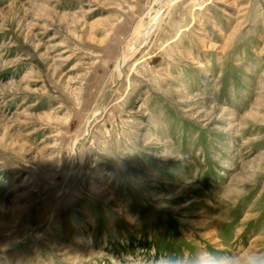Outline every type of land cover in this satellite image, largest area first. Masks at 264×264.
Wrapping results in <instances>:
<instances>
[{
  "label": "rangeland",
  "instance_id": "374dc122",
  "mask_svg": "<svg viewBox=\"0 0 264 264\" xmlns=\"http://www.w3.org/2000/svg\"><path fill=\"white\" fill-rule=\"evenodd\" d=\"M253 254L264 0H0V264Z\"/></svg>",
  "mask_w": 264,
  "mask_h": 264
},
{
  "label": "clouds",
  "instance_id": "9594fccd",
  "mask_svg": "<svg viewBox=\"0 0 264 264\" xmlns=\"http://www.w3.org/2000/svg\"><path fill=\"white\" fill-rule=\"evenodd\" d=\"M198 264H237L236 261L231 259H225L223 261H218L216 259L202 258ZM247 264H264V254L250 255L247 259Z\"/></svg>",
  "mask_w": 264,
  "mask_h": 264
},
{
  "label": "bare ground",
  "instance_id": "6f19581e",
  "mask_svg": "<svg viewBox=\"0 0 264 264\" xmlns=\"http://www.w3.org/2000/svg\"><path fill=\"white\" fill-rule=\"evenodd\" d=\"M157 10V9H156ZM155 24H156V21H155Z\"/></svg>",
  "mask_w": 264,
  "mask_h": 264
}]
</instances>
